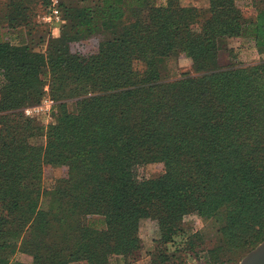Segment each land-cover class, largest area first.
Segmentation results:
<instances>
[{"label":"trees","instance_id":"1","mask_svg":"<svg viewBox=\"0 0 264 264\" xmlns=\"http://www.w3.org/2000/svg\"><path fill=\"white\" fill-rule=\"evenodd\" d=\"M60 9L59 37L48 24L38 33L50 39L46 55L14 46L0 23V264L17 253L31 264H137L146 220L160 233L150 264H224L264 241V60L219 64L229 37L264 53V6L251 20L233 0L207 9L61 0ZM86 40L98 53L72 52ZM181 54L197 75L167 80L163 65ZM46 88L59 105L48 128L21 111ZM151 163L165 174L140 180ZM47 165L68 173L43 187ZM193 216L214 223L213 246L199 233L177 243Z\"/></svg>","mask_w":264,"mask_h":264},{"label":"rangeland","instance_id":"2","mask_svg":"<svg viewBox=\"0 0 264 264\" xmlns=\"http://www.w3.org/2000/svg\"><path fill=\"white\" fill-rule=\"evenodd\" d=\"M153 6H166L168 0H149ZM236 9H238L246 20L255 19L259 8L264 6V0H233ZM183 7L207 9L210 5V0H179ZM11 4L17 5L14 9ZM48 0H0V23L2 29L9 33V37L14 46H29L30 50L42 55L47 54V44L40 37L42 30L47 26L44 22V17L48 13ZM145 17L148 16V11L144 12ZM15 19L12 21L11 18ZM65 24V19L62 18L60 26ZM53 28L50 26L51 35L59 37V32L53 33ZM199 31V30H198ZM27 33L29 36H27ZM43 33V32H42ZM44 34V33H43ZM40 41V44L38 43ZM42 41V42H41ZM224 50L219 54V64L222 68L228 67H245L256 65L264 60V53L259 52L253 41H247L244 37H229L225 41ZM72 52L85 56L98 53V42L94 40H86L72 45ZM162 74L167 80H176L184 74L196 76L193 69L192 59L181 54L172 57L162 67ZM46 88V95L39 105L26 106L21 109L25 117L34 120L41 127L48 128L55 122V116L59 113V105L52 100ZM50 98L53 102L52 107H48L50 102L46 99ZM27 110H31L28 112ZM43 143V142H42ZM68 173L67 167H52L47 165L44 167L43 182H52L58 178L66 176ZM165 174L164 163H151L138 169V177L142 179H157ZM217 228L210 220L201 219L199 217H191L184 222V235L177 238V243H181L195 233H199L210 245L215 244ZM160 237L156 223L149 221L142 222L140 231L141 250L136 256L137 264H150V255L156 248V244ZM263 242V241H262ZM260 238L253 240L249 245L242 249L234 251L228 259H224V264H239L241 260L254 248L260 245ZM203 255V254H202ZM133 260V259H131ZM204 260V259H203ZM127 262H129L127 260ZM122 257H117L110 264H126ZM133 262V261H131ZM202 261L190 259L191 264H203Z\"/></svg>","mask_w":264,"mask_h":264},{"label":"built area","instance_id":"3","mask_svg":"<svg viewBox=\"0 0 264 264\" xmlns=\"http://www.w3.org/2000/svg\"><path fill=\"white\" fill-rule=\"evenodd\" d=\"M60 3L61 0H50V6L48 13L44 17V22L48 25H50L53 28V33L60 31V24L62 22V13L60 9ZM46 102H50L48 107H52L53 102L50 100V98L46 99ZM28 112H31V110H27Z\"/></svg>","mask_w":264,"mask_h":264},{"label":"water","instance_id":"4","mask_svg":"<svg viewBox=\"0 0 264 264\" xmlns=\"http://www.w3.org/2000/svg\"><path fill=\"white\" fill-rule=\"evenodd\" d=\"M239 264H264V241L251 250Z\"/></svg>","mask_w":264,"mask_h":264},{"label":"crops","instance_id":"5","mask_svg":"<svg viewBox=\"0 0 264 264\" xmlns=\"http://www.w3.org/2000/svg\"><path fill=\"white\" fill-rule=\"evenodd\" d=\"M32 260H33L32 257L29 255L23 253H17L10 264H16V263L31 264Z\"/></svg>","mask_w":264,"mask_h":264}]
</instances>
